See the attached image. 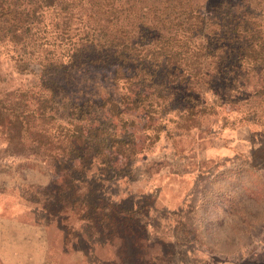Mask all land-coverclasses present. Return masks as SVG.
<instances>
[{"label": "trees", "instance_id": "1", "mask_svg": "<svg viewBox=\"0 0 264 264\" xmlns=\"http://www.w3.org/2000/svg\"><path fill=\"white\" fill-rule=\"evenodd\" d=\"M262 1L0 0V135L64 172L57 190L69 192L54 202L85 185L82 216L120 239L114 262L129 264L126 238L142 245L150 205L106 197L117 163L222 103L264 132V12L252 7ZM93 165L100 173L85 178Z\"/></svg>", "mask_w": 264, "mask_h": 264}, {"label": "rangeland", "instance_id": "2", "mask_svg": "<svg viewBox=\"0 0 264 264\" xmlns=\"http://www.w3.org/2000/svg\"><path fill=\"white\" fill-rule=\"evenodd\" d=\"M252 7L264 12L263 5ZM217 109L215 116L181 123L172 135L161 133L150 148L116 164L120 172L103 186L106 197H126L136 207L142 200L150 204L142 245H132L129 238L122 242L125 262L264 264V132L239 120L240 106L222 103ZM130 114L120 118L129 124ZM167 125L169 130L175 123ZM12 144L0 135V264H118L120 239L98 231L104 221L82 216L87 211L85 185L72 198L54 202L55 192H69L64 186L57 190L64 172L57 176L40 156L27 149L17 154ZM99 173L93 165L85 178ZM69 199L77 201L72 206ZM54 210L67 217L64 226L54 222Z\"/></svg>", "mask_w": 264, "mask_h": 264}]
</instances>
